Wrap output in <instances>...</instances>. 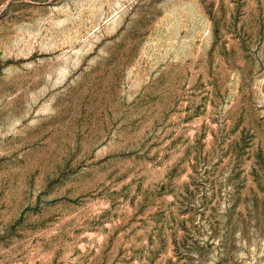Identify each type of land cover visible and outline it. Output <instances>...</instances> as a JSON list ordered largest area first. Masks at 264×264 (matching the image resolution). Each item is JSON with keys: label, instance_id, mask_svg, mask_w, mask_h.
Returning a JSON list of instances; mask_svg holds the SVG:
<instances>
[{"label": "rangeland", "instance_id": "rangeland-1", "mask_svg": "<svg viewBox=\"0 0 264 264\" xmlns=\"http://www.w3.org/2000/svg\"><path fill=\"white\" fill-rule=\"evenodd\" d=\"M0 264H264V0H0Z\"/></svg>", "mask_w": 264, "mask_h": 264}]
</instances>
